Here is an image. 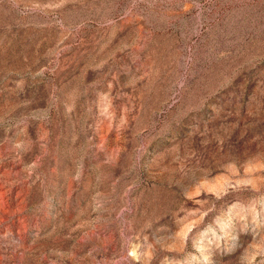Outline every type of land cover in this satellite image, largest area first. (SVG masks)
Masks as SVG:
<instances>
[{
  "label": "rangeland",
  "instance_id": "obj_1",
  "mask_svg": "<svg viewBox=\"0 0 264 264\" xmlns=\"http://www.w3.org/2000/svg\"><path fill=\"white\" fill-rule=\"evenodd\" d=\"M0 264H264V0H0Z\"/></svg>",
  "mask_w": 264,
  "mask_h": 264
}]
</instances>
